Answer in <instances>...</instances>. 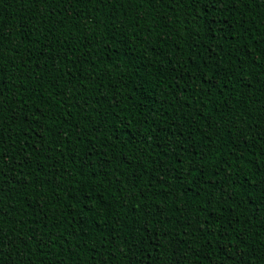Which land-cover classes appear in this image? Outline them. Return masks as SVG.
<instances>
[{
	"label": "trees",
	"instance_id": "1",
	"mask_svg": "<svg viewBox=\"0 0 264 264\" xmlns=\"http://www.w3.org/2000/svg\"><path fill=\"white\" fill-rule=\"evenodd\" d=\"M0 264H264V0H0Z\"/></svg>",
	"mask_w": 264,
	"mask_h": 264
}]
</instances>
